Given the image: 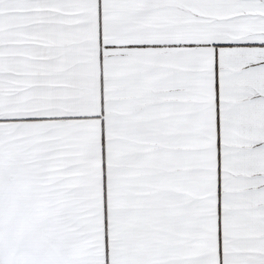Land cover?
Instances as JSON below:
<instances>
[{"label": "snow or ice", "instance_id": "1", "mask_svg": "<svg viewBox=\"0 0 264 264\" xmlns=\"http://www.w3.org/2000/svg\"><path fill=\"white\" fill-rule=\"evenodd\" d=\"M0 264H264V0H0Z\"/></svg>", "mask_w": 264, "mask_h": 264}]
</instances>
